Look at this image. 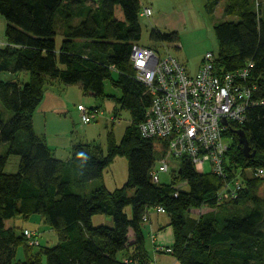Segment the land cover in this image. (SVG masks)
<instances>
[{
	"label": "trees",
	"instance_id": "16d2710c",
	"mask_svg": "<svg viewBox=\"0 0 264 264\" xmlns=\"http://www.w3.org/2000/svg\"><path fill=\"white\" fill-rule=\"evenodd\" d=\"M218 2L205 0V12L212 15ZM142 7L141 0H0V13L7 20L0 73L14 75L8 80L0 77V104L11 113L5 117L0 107V150L7 145L0 151V264H139L117 253L129 244L130 230L132 243L142 246L140 224L147 211L157 206L170 217L175 237L171 251L181 264H264V200L255 195L264 175L253 174L257 168L264 170V104L248 105L244 120L224 130L231 136L226 177L242 182L237 196L218 200L226 178L212 171L198 172L188 159L179 163L177 176L172 174L173 180L187 182V190L174 182L154 181L151 171L166 154V143L144 136L139 129L150 95L134 78L129 61L131 48L141 37ZM223 12L237 19L213 24L216 67L233 70L250 62L248 77L255 85L251 98L264 99V18L251 0H225ZM57 33L62 35L59 46ZM150 38L173 44L179 41V33L152 27ZM24 70L29 79L22 82L17 74ZM112 70L117 71L116 78ZM107 79L120 95L105 92ZM54 81L80 84L84 94L114 99V116L119 108L129 110L132 121L120 141L108 130L105 150L92 139L74 142L68 159L54 156L32 122L43 91ZM237 129L245 132L251 150L255 149L252 157L242 152ZM10 154L19 156L14 172L4 170ZM116 155L126 156L128 178L111 191L101 178ZM94 180L98 182L90 187ZM128 189L133 190L131 195ZM247 202L251 205L245 214L221 215L212 209L186 227L185 212L190 208L221 209L226 203ZM97 213L109 215L112 222L94 225L92 216ZM31 214H40L56 232V243L31 244L24 228L5 225V219ZM33 237L37 239L35 233ZM20 241L38 249L14 260Z\"/></svg>",
	"mask_w": 264,
	"mask_h": 264
},
{
	"label": "built area",
	"instance_id": "2783aa9c",
	"mask_svg": "<svg viewBox=\"0 0 264 264\" xmlns=\"http://www.w3.org/2000/svg\"><path fill=\"white\" fill-rule=\"evenodd\" d=\"M150 6H143L141 15L150 16ZM129 61L134 68V78L146 86L150 104L139 123L141 133L156 137L166 143L167 152L160 157L151 171L154 181L159 173L170 167L169 157L188 159L193 168L203 172L208 161L212 172L226 178L217 193L218 200L237 196L242 186L238 178L227 179L225 156L229 141L224 134L232 122L241 123L250 104H264V99L253 100L254 83L249 81V66L233 69H217L215 52L206 51L197 71L189 73L183 63L170 52L134 43ZM84 123L98 117V108L78 105ZM225 119L224 124L222 120ZM255 176H263L262 168L254 170ZM176 194V193H175ZM157 210L163 211L162 206ZM29 243H36L34 232L23 229ZM171 251V247H159Z\"/></svg>",
	"mask_w": 264,
	"mask_h": 264
},
{
	"label": "rangeland",
	"instance_id": "374dc122",
	"mask_svg": "<svg viewBox=\"0 0 264 264\" xmlns=\"http://www.w3.org/2000/svg\"><path fill=\"white\" fill-rule=\"evenodd\" d=\"M253 2L254 7L257 11H259V15L264 18V0H251ZM142 5L145 6L147 3H152V8L154 9L153 14L151 16H143L139 15V22L141 25V37L137 41L140 45L145 46H153L155 47L161 54H165V52H170L172 55L177 57V59L183 63L187 71L191 74L195 73L196 68L199 63H201L202 57L206 51L216 52L218 49V42L216 38V34L213 28V24L222 20H235L237 16L225 14L223 12V7L225 4V0H219L217 3L215 10L212 15H208L205 12L204 2L205 0H141ZM148 6V5H147ZM175 8V11H182L184 14V23H180V27L178 29L179 33V41L174 44H167L166 42L155 41L150 38V32L152 28L153 16L155 12L158 10H170ZM159 14V13H157ZM7 20L5 16L0 13V45H4L6 43L5 38V28H6ZM162 30H168L160 24ZM160 29V27H159ZM56 45L59 46L62 40V35L57 33L55 35ZM177 46V47H176ZM18 78L20 81H26L29 79V72L24 70L19 72ZM12 74L8 71H4L0 73V77L3 80H8ZM14 76V75H13ZM104 89L108 94H113L115 96L120 95V89L114 86L111 83L110 79L104 81ZM80 101L78 103L83 104L85 107L90 108L96 106L98 108V117L97 119L84 123L80 117V111L76 112L73 127V142L79 140V137L85 138L84 134L88 133L90 130H93L95 134V140L100 142L104 150L106 149V137L108 130H112L113 135L115 137L116 142H119L124 129L127 125H129L132 121L130 111L124 108H119L116 112V119L113 123L110 121L109 117L111 115V111L107 109V101L108 103H112L111 100L103 99V98H95L89 94H81ZM77 104V103H76ZM77 106V105H75ZM0 107L3 106L0 104ZM5 117H8L11 113L7 109L3 108ZM86 126H89L86 127ZM92 132V131H90ZM228 141L231 139V136H226ZM7 145L4 143L1 146V150L3 151ZM172 164L170 167L159 173V181L160 183L170 184L174 182V185L181 190H187L188 184L185 180L179 178L173 180L172 174L174 173L177 176L176 169L178 168L177 163H180V159H175L176 163L174 164V158H172ZM19 162V156L17 154H10L8 156L6 165L4 170L6 172H14L17 170ZM211 166L208 161L203 163V172L208 173L211 172ZM264 171V170H263ZM264 175V172H263ZM128 178V161L126 156L124 155H116L112 161L104 168L102 174V180L104 185L108 190H115L116 188L122 186ZM98 180L91 181L88 185L94 186ZM133 193L132 189L127 190V194L131 195ZM255 195L258 199L264 200V176L261 180L260 184L255 190ZM251 203H226L223 205L221 209L217 207L211 208L206 205L200 207L198 211H203L202 213L214 210L218 213L229 214L232 212L245 214ZM264 209V205H263ZM189 210L185 212V220L186 227L192 225V223L198 218L197 211ZM125 211L128 215H131V206L127 205L125 207ZM154 211L152 208L149 209V212ZM164 219H168V214L163 212ZM106 216L104 214H94L92 216V223L94 225L105 224ZM22 227L26 226L30 229L37 228L39 230V237L37 238L40 244L42 245H52L57 242L58 238L56 237H48V230L50 229L46 222L42 220L40 214H31L28 217H22L19 219ZM166 224V223H164ZM24 234V233H23ZM167 236L168 233H164ZM50 241H49V240ZM37 246H32L31 248L27 247L23 241L18 242L16 254L14 260H23L27 255L34 254L37 251Z\"/></svg>",
	"mask_w": 264,
	"mask_h": 264
},
{
	"label": "crops",
	"instance_id": "0c3cea01",
	"mask_svg": "<svg viewBox=\"0 0 264 264\" xmlns=\"http://www.w3.org/2000/svg\"><path fill=\"white\" fill-rule=\"evenodd\" d=\"M146 5L151 7L152 15L154 11L152 8V3H147ZM157 13L155 12V15L153 16L152 27H156L158 29L160 27L161 31H178L181 25L180 23H184L183 12L175 11V8L170 10H158ZM160 24H162L163 27L168 30H162ZM173 44L175 45V43ZM198 67L199 65L197 66L196 71ZM8 72L11 73V71ZM117 74V71L112 70V75L114 78L117 77ZM13 77L14 76L12 74V76L7 79H12ZM81 94H84V92L80 84L65 85L54 81L53 84H47L39 103L32 113V122L35 132L44 136L47 147L51 150L52 154L58 158L68 159L70 157L71 146L74 143L72 137L74 133L72 125L74 123L76 112L79 111L78 105L81 103L78 102L81 99ZM103 99L111 100L112 98L104 97ZM106 104L108 111H111L109 119L113 123V121L116 119L114 116L115 101L112 99V103H108L107 101ZM86 127L89 128V126ZM92 129L93 130H90L92 132L89 131L88 133L84 134L85 138L79 137L78 141L95 139V134L93 133L94 127ZM172 158L174 157H169L170 165L173 161ZM175 159L176 158H174V164L176 163ZM151 208L154 211L149 212L148 210L147 215L143 218V221L140 224L143 234L142 246L138 247L132 243L133 231L130 230V242L124 249L118 251L117 256L124 260L130 259L133 262L139 264H181L180 260L172 251L168 252L159 249V247H173L174 245L175 237L172 226L170 225L169 215L168 219H164L162 214L166 211H159L154 207ZM199 208L200 207H194L190 208L189 210L196 209L195 211L200 214L203 211H198ZM104 215L107 218L105 223L110 224L112 222L111 217L106 214ZM20 218L21 216H15L5 219V225L14 226L19 229L29 228L26 226L22 227V224L19 221ZM42 220L44 221L43 218ZM31 230H33V232L36 234V237L38 238L39 230L37 228H32ZM48 232V237H57L56 232L52 228H50ZM166 232L168 235H165L164 237V233Z\"/></svg>",
	"mask_w": 264,
	"mask_h": 264
},
{
	"label": "water",
	"instance_id": "95a60500",
	"mask_svg": "<svg viewBox=\"0 0 264 264\" xmlns=\"http://www.w3.org/2000/svg\"><path fill=\"white\" fill-rule=\"evenodd\" d=\"M222 122L225 124L226 120L223 119ZM239 135V143L241 146V150L244 153L245 156L252 157L255 154V149L251 150V146L249 145V140L245 134V132L242 129L236 130Z\"/></svg>",
	"mask_w": 264,
	"mask_h": 264
}]
</instances>
